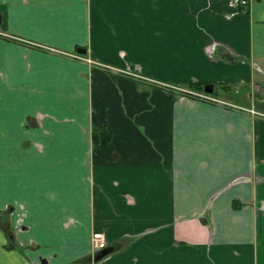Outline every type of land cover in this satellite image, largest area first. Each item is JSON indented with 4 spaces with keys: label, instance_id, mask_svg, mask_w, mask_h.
<instances>
[{
    "label": "crops",
    "instance_id": "1",
    "mask_svg": "<svg viewBox=\"0 0 264 264\" xmlns=\"http://www.w3.org/2000/svg\"><path fill=\"white\" fill-rule=\"evenodd\" d=\"M246 9L0 0V264H264V0Z\"/></svg>",
    "mask_w": 264,
    "mask_h": 264
},
{
    "label": "built area",
    "instance_id": "2",
    "mask_svg": "<svg viewBox=\"0 0 264 264\" xmlns=\"http://www.w3.org/2000/svg\"><path fill=\"white\" fill-rule=\"evenodd\" d=\"M250 2H251V0H232V3L238 7H247L250 4ZM71 56H73L77 59L86 60L88 62H93V61H91L90 58H87V57L80 55V54H77V53H73ZM96 63L100 64L102 66L109 67V66H107L104 63L99 62V61H97ZM126 73L134 75V73H132V72H126ZM140 78L152 80V79H148L146 77H140ZM178 89L188 91L189 94L194 95L195 97L206 100V101L219 102V100L217 98H214V97L210 96L209 94H206L203 92L192 91V90L181 89V88H178ZM252 112H254V110H252ZM107 245H108V240H107L106 234L103 231H95L93 233L92 239H91V246H92L93 250L99 251V250L105 249L107 247Z\"/></svg>",
    "mask_w": 264,
    "mask_h": 264
},
{
    "label": "trees",
    "instance_id": "3",
    "mask_svg": "<svg viewBox=\"0 0 264 264\" xmlns=\"http://www.w3.org/2000/svg\"><path fill=\"white\" fill-rule=\"evenodd\" d=\"M239 9L248 13L246 7H239ZM140 82H143V80L140 79ZM191 88L192 89L197 88L196 90H199L203 88V85L200 83H194L193 86H191ZM92 137H93L94 143L96 144H107L110 141L112 134L107 130L106 125L103 124V125L94 127Z\"/></svg>",
    "mask_w": 264,
    "mask_h": 264
},
{
    "label": "water",
    "instance_id": "4",
    "mask_svg": "<svg viewBox=\"0 0 264 264\" xmlns=\"http://www.w3.org/2000/svg\"><path fill=\"white\" fill-rule=\"evenodd\" d=\"M0 23H1V19H0ZM77 50H78V52H80V53H83V54L86 53V49H84V48H81V47H80V48H78ZM205 91H206V92H209V93H212V92H213L212 84H208V85H206V86H205ZM112 250H113V249H110V248H109V249H107V250H104V251H103L104 253L101 251L103 254H101L100 257L106 255L107 253L111 252ZM97 258H98V257H97Z\"/></svg>",
    "mask_w": 264,
    "mask_h": 264
},
{
    "label": "rangeland",
    "instance_id": "5",
    "mask_svg": "<svg viewBox=\"0 0 264 264\" xmlns=\"http://www.w3.org/2000/svg\"><path fill=\"white\" fill-rule=\"evenodd\" d=\"M150 79H152V80H150V81H154V79H153V78H150Z\"/></svg>",
    "mask_w": 264,
    "mask_h": 264
}]
</instances>
